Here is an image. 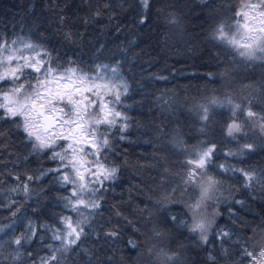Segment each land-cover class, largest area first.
I'll return each instance as SVG.
<instances>
[{
  "label": "snow or ice",
  "instance_id": "obj_1",
  "mask_svg": "<svg viewBox=\"0 0 264 264\" xmlns=\"http://www.w3.org/2000/svg\"><path fill=\"white\" fill-rule=\"evenodd\" d=\"M154 18L207 53L195 93L144 67ZM125 250L264 264V0H27L0 28V264H130Z\"/></svg>",
  "mask_w": 264,
  "mask_h": 264
},
{
  "label": "trees",
  "instance_id": "obj_2",
  "mask_svg": "<svg viewBox=\"0 0 264 264\" xmlns=\"http://www.w3.org/2000/svg\"><path fill=\"white\" fill-rule=\"evenodd\" d=\"M75 4H79L80 0H74ZM175 2V0H158V3ZM180 3L187 2V0H179ZM193 3L196 0H192ZM27 0H0V28H3L5 23H9L13 14L22 11ZM8 8L12 9V12H7ZM187 12V10H185ZM187 27L191 32L199 30L201 20L197 19L196 14L192 12L187 13ZM18 18V17H17ZM188 37L180 34L169 32L162 20L153 19L150 27H146L144 32L139 36L140 46L145 50L152 53L155 60L152 66L145 65L149 72L160 71L164 75L168 76L167 82H158V86L161 88H180L183 90L184 86H189L192 93H195L196 89L200 87L204 81L201 78L203 74L208 70L207 53L196 54L187 52L186 41ZM167 43V47L165 46ZM171 48V51L169 50ZM175 68L176 72H170L171 68ZM257 70L255 75H259ZM212 87V85H209ZM128 155L134 161L138 157L147 156L151 152L149 145L144 143L127 145ZM124 182H135V178L132 173L126 172ZM119 191V189H118ZM134 253H128L125 250V256L129 260L130 264L133 261Z\"/></svg>",
  "mask_w": 264,
  "mask_h": 264
}]
</instances>
